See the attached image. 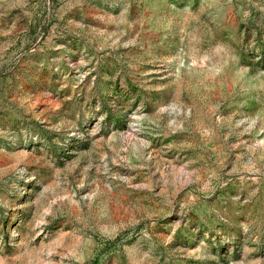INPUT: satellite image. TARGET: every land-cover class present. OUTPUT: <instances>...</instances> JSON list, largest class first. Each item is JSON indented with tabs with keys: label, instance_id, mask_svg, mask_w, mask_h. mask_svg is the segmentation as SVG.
<instances>
[{
	"label": "rangeland",
	"instance_id": "1",
	"mask_svg": "<svg viewBox=\"0 0 264 264\" xmlns=\"http://www.w3.org/2000/svg\"><path fill=\"white\" fill-rule=\"evenodd\" d=\"M0 264H264V0H0Z\"/></svg>",
	"mask_w": 264,
	"mask_h": 264
}]
</instances>
